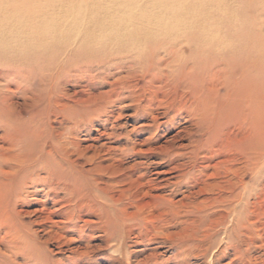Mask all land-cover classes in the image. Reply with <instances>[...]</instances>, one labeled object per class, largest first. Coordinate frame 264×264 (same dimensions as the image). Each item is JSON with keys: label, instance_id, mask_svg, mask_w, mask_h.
Wrapping results in <instances>:
<instances>
[{"label": "rangeland", "instance_id": "1", "mask_svg": "<svg viewBox=\"0 0 264 264\" xmlns=\"http://www.w3.org/2000/svg\"><path fill=\"white\" fill-rule=\"evenodd\" d=\"M40 8L45 36L24 35ZM0 44L14 109L0 147L33 142L64 171L12 200L21 239L0 243V264H264V0H0ZM209 153L235 161L213 171ZM233 190L244 222L229 242ZM66 196L96 209L57 217Z\"/></svg>", "mask_w": 264, "mask_h": 264}, {"label": "bare ground", "instance_id": "2", "mask_svg": "<svg viewBox=\"0 0 264 264\" xmlns=\"http://www.w3.org/2000/svg\"><path fill=\"white\" fill-rule=\"evenodd\" d=\"M45 1V0H43ZM141 1V0H140ZM8 2V1H7ZM122 5V4H121ZM120 5V6H121ZM146 7V6H145ZM154 7V6H153ZM146 9V8H145ZM26 13V12H25ZM24 13V14H25ZM20 14V13H19ZM45 14V9H37L36 12L35 11H32V14H29L28 17L29 19L27 18V16L24 18V16H22V18H24L22 20V22H24V24L22 25V32H24V35H27L28 33H35L37 35V33L40 35V36H45L44 35V32L45 29L47 28V24L44 23V16ZM18 16V15H17ZM20 17V16H19ZM18 17V18H19ZM6 18V17H5ZM41 19H43L42 21H39ZM82 20L83 18H78V21L79 23H82ZM125 21V20H124ZM129 22V21H128ZM78 24V23H77ZM72 26V25H70ZM75 26V25H74ZM73 28V27H72ZM81 43H83L81 41ZM1 45V44H0ZM80 46V45H79ZM79 46H77L78 48H80ZM76 51V50H75ZM79 51V50H78ZM82 51V50H81ZM77 52V51H76ZM78 53V52H77ZM80 53V52H79ZM245 61V60H244ZM247 62V61H246ZM245 63V62H244ZM251 63V62H250ZM248 64V63H247ZM246 65V64H245ZM244 66V65H243ZM250 66V65H249ZM78 67V66H77ZM243 68V67H241ZM248 68V67H247ZM246 69V68H245ZM250 70V69H249ZM248 71V70H247ZM254 73V72H253ZM6 88V87H5ZM244 93V92H243ZM248 93V92H247ZM8 98V97H7ZM4 97H2V99L0 100V124H3V129L5 128V131L4 132H7V126H10L11 124H13L12 122V119H10V115H11V112L14 110L12 109V105L11 104H7L6 106H2L3 104V101L5 102V99H7ZM125 98V97H124ZM246 98V97H245ZM254 98V97H253ZM246 104V103H245ZM249 105V104H248ZM250 107V105H249ZM253 110V109H252ZM19 113V112H17ZM15 115V114H14ZM20 115V114H19ZM31 115V114H30ZM29 115V116H30ZM38 115V114H37ZM17 116V115H16ZM34 116V115H33ZM32 116V117H33ZM39 117V116H38ZM15 119V118H14ZM37 119V118H36ZM33 120V119H32ZM30 121V120H29ZM15 123V122H14ZM17 123V122H16ZM13 126V125H12ZM11 126V127H12ZM21 126V125H20ZM18 127V126H17ZM64 128V127H63ZM14 129H16V126L14 127ZM38 129V128H37ZM2 130V129H1ZM35 130V129H34ZM39 130V129H38ZM68 130V129H67ZM71 131V130H70ZM40 132V131H39ZM37 131V133H39ZM72 133V132H71ZM30 134V133H29ZM41 134V133H40ZM2 137L3 139L5 138V134L2 132ZM27 135V134H26ZM25 135V136H26ZM62 135V134H61ZM24 136V137H25ZM33 136V135H32ZM60 136V134H59ZM7 137V136H6ZM26 137H30L31 138V135H27ZM36 137V136H35ZM38 137V136H37ZM43 137V135H42ZM29 138V139H30ZM33 138V137H32ZM61 138V137H60ZM6 139V138H5ZM34 139V138H33ZM38 139V138H37ZM36 139L35 142H38ZM66 139V138H65ZM2 140V139H0ZM40 140V139H38ZM67 140V139H66ZM65 140V141H66ZM8 141V140H7ZM23 141V140H22ZM4 142V141H3ZM1 142V144L3 143ZM69 144L70 141L68 140ZM73 142V141H72ZM8 143V142H7ZM19 143V142H18ZM21 143V142H20ZM30 143V142H28ZM48 143V142H47ZM65 143V142H64ZM67 143V142H66ZM75 143V142H74ZM41 144V143H40ZM73 144V143H72ZM17 145V143H13V141H10L9 143V148H1L0 147V161L1 160H4V161H8V163H6L5 166H0V243L3 244L5 238H8V242H10V245L11 243L16 242L17 239H21L20 238V234L19 233L20 231L18 230V227L16 226V223H15V219H14V216L13 214L16 213L15 210H14V207L12 205V200L16 197H19L21 196V193L24 190L25 187H33V189L31 191H28V193L30 192L31 194H36L38 193V189L36 188L37 185L42 184H46L48 186V188H54V189H57V188H60L61 185H59V183H56L53 182V179H59L61 176L63 177L64 174L61 175V173H63L64 171L60 170L59 171V168H60V164L58 161H55V159L53 160V155H55V151H47L48 153H44L45 155L44 156H41V155H38L37 153L40 152L42 149L38 146H35L33 144V142L31 144H27L24 142L20 144V146L18 145L17 149L15 150H18L17 152L15 153H12L11 154L7 153L10 152L11 150H13L12 148H15ZM39 145V143H38ZM50 145V144H49ZM55 145V144H54ZM66 145V144H64ZM15 146V147H14ZM47 146V145H45ZM51 146V145H50ZM56 146V145H55ZM71 146V145H70ZM75 146V145H74ZM73 146V147H74ZM67 147V146H66ZM40 148V149H39ZM65 148V147H64ZM68 148V147H67ZM50 149V148H48ZM47 149V150H48ZM66 149V148H65ZM10 150V151H9ZM44 151H45V148H44ZM74 151V150H73ZM51 152H53V154H50ZM68 152V151H66ZM70 152V151H69ZM72 153V152H71ZM216 153V152H215ZM48 154V156L46 155ZM50 155L51 158H50ZM58 156V155H57ZM64 156H67V153L64 152ZM71 156V155H70ZM206 156V155H204ZM60 157V156H59ZM63 157V156H62ZM205 161L207 162L206 165H202L203 167H211L213 169V171H217L220 166L225 163V162H228L229 164L232 163L231 161H235V158L234 157H221L219 159H216V161L213 160V158H217L216 155L214 153H209V155H207V157H204ZM248 158L252 164L251 168H255L256 167V162H257V157H255V153L253 150H251L248 154ZM41 159V160H40ZM63 159V158H62ZM61 160V158H60ZM66 160V159H65ZM214 161L211 163V161ZM40 161V162H39ZM63 162V161H62ZM72 163V161H71ZM66 164V163H65ZM228 167V166H227ZM62 168V167H61ZM174 169H176V167H173ZM35 169L37 170H41L45 172V176L43 174V176H39L36 174V176H34L32 174V170L35 171ZM63 169V168H62ZM229 169V167H228ZM65 170V169H64ZM69 170V169H68ZM62 171V172H61ZM29 172V173H28ZM61 172V173H60ZM70 172V171H69ZM28 173V174H26ZM34 173V172H33ZM38 173V172H37ZM66 173V172H65ZM52 174L55 176V178L53 177H49V176H52ZM26 175L28 176L26 178ZM61 175V176H60ZM70 175V174H68ZM214 175V173H213ZM66 176H67V173H66ZM69 177V176H68ZM67 177V178H68ZM77 177V176H76ZM79 178V177H78ZM77 178V179H78ZM61 179V178H60ZM70 180L71 179V176L69 178ZM68 179V180H69ZM198 179V178H197ZM217 179V178H216ZM62 180V179H61ZM66 180V182L68 181ZM69 180V181H70ZM147 180V179H146ZM146 180H145V183H146ZM68 181V182H69ZM79 181V180H78ZM72 182V181H71ZM74 182V181H73ZM81 183V181H79ZM141 182V181H140ZM139 182V184H140ZM151 182V181H150ZM153 183V182H152ZM78 184V183H77ZM85 184V183H84ZM144 184L141 183L140 185ZM151 184V183H149ZM86 185V184H85ZM147 185V184H146ZM152 185V184H151ZM66 186V185H65ZM42 187V186H40ZM39 187V188H40ZM88 187V185H87ZM43 188V187H42ZM41 188V189H42ZM69 188V187H68ZM80 188V187H79ZM82 190V188H80ZM68 190V189H67ZM93 190V189H92ZM106 190V189H105ZM62 191V190H61ZM108 191V190H107ZM27 192V191H26ZM57 192V191H56ZM63 192V191H62ZM83 192V191H82ZM81 192V193H82ZM87 192V191H86ZM94 192H96L94 190ZM98 192V191H97ZM27 193V194H28ZM71 193L72 190H71ZM110 193V192H109ZM63 194V193H62ZM79 194V192H76V196ZM88 194H89V187H88ZM87 194V195H88ZM93 194V193H92ZM65 195V194H64ZM70 195V194H69ZM67 195V196H69ZM91 195V194H90ZM95 195V193H94ZM61 196V195H60ZM66 196V197H67ZM97 196V194H96ZM74 197H75V194H74ZM90 197H93V196H90ZM88 197V198H90ZM57 198V197H56ZM94 198V197H93ZM98 198H100L98 196ZM79 199V198H78ZM85 199V198H84ZM242 199H243V195L240 191H236V190H233L231 192V194L229 195V198L228 200L231 201V203L233 202V205L229 208L227 207L226 208V215L222 216V225H224V233L226 235V239L230 242V240L232 239V236H234V234L241 228V226H243V222H244V219H243V213H242V210L239 208L241 202H242ZM18 200V199H17ZM56 200V199H55ZM58 200V199H57ZM73 199L71 197H67V198H63V201L65 203H61L62 205L59 206V207H56L54 209V211L56 210V215L57 217H62L64 216L66 219H69V220H73V218L76 216V217H80V213L82 212H87L88 211H95V207L91 206L89 203L87 202H78L75 204L76 201L78 200H73L75 206L73 207L72 206V201ZM95 200H98V199H95ZM94 200V201H95ZM104 201V200H103ZM52 202V201H50ZM61 202V201H60ZM93 202V201H92ZM252 202V201H251ZM53 203V202H52ZM51 203V204H52ZM100 203L103 204V202L100 201ZM40 204V203H39ZM92 204V203H91ZM94 204V203H93ZM96 205V204H95ZM101 205V204H100ZM173 206V205H171ZM230 206V205H229ZM53 207V206H52ZM99 207V205H98ZM101 208V207H100ZM99 208V209H100ZM50 208H47L45 206H42L40 207L39 209H36L35 210V213L37 214V218L39 221H43V222H48V223H58V221H55L53 219V216L51 215L52 213L50 212H53L51 209L49 210ZM76 209V210H75ZM98 209V208H97ZM102 209V208H101ZM168 211H170L171 213L175 212L176 210H174L172 207H168ZM76 211V213L74 214V212ZM102 210H105V209H102ZM101 210V211H102ZM107 210V209H106ZM108 211H111V210H108ZM193 211V210H192ZM84 212V213H85ZM98 212H100L98 210ZM98 212L96 214H98ZM104 212V211H103ZM167 212V211H166ZM198 212V211H197ZM111 213V212H110ZM177 213V212H176ZM178 214V213H177ZM75 215V216H74ZM103 215V214H102ZM114 215V214H113ZM100 216V215H99ZM112 217V216H111ZM110 217V218H111ZM203 220L205 219V217H207V215H204L203 216ZM220 218V217H219ZM75 219V218H74ZM85 218H83V223L86 224L88 221L84 220ZM103 219V218H102ZM101 219V220H102ZM106 219V218H105ZM108 219V218H107ZM113 219V218H112ZM200 219V218H199ZM217 219V218H216ZM76 220V219H75ZM81 220V219H80ZM88 220V219H87ZM100 220V219H99ZM110 220V219H109ZM215 220V219H214ZM111 221V220H110ZM109 221V222H110ZM206 221V220H205ZM218 221V220H217ZM67 222V221H66ZM95 222H98L99 221H95ZM105 222V221H104ZM112 222V221H111ZM115 222V221H114ZM201 223V219L199 221ZM72 223V222H71ZM106 223V222H105ZM212 223V222H211ZM216 223V221H215ZM219 223V222H218ZM81 225V226H85V225ZM94 224V223H93ZM107 224V223H106ZM110 224V223H109ZM198 224V223H197ZM204 224V223H203ZM51 225V224H50ZM98 225V224H97ZM103 225V224H102ZM112 225V224H111ZM115 225V224H114ZM199 225V224H198ZM49 226V224H48ZM56 226V225H55ZM205 226V225H204ZM207 226V224H206ZM220 226V225H218ZM96 227V226H95ZM110 226L108 225V228ZM195 227V226H194ZM51 228V227H50ZM82 228V227H80ZM107 228V227H106ZM189 228V226H188ZM202 228V227H201ZM54 229V228H53ZM68 230V229H67ZM70 230L72 231H75V230H79V226L75 225V224H71L70 225ZM107 230V229H106ZM104 230V231H106ZM188 230V229H187ZM49 232L51 231L48 230ZM192 232V230L190 231ZM106 233V232H105ZM54 235H56V237H59L60 234H58L57 232L54 233ZM25 237V236H24ZM229 242H226V245L225 247L226 248H229L232 246V244H228ZM239 242V241H238ZM29 243H30V240H29ZM35 243V242H34ZM109 243V242H108ZM21 244V243H20ZM31 244H33L31 242ZM22 245V244H21ZM26 245V244H25ZM10 249L9 251H14L15 249H13V247H15L14 245H11V246H8ZM17 248V247H16ZM21 249V248H20ZM29 249V248H28ZM33 251V250H32ZM13 253V252H12ZM21 253V252H20ZM32 253V252H31Z\"/></svg>", "mask_w": 264, "mask_h": 264}]
</instances>
